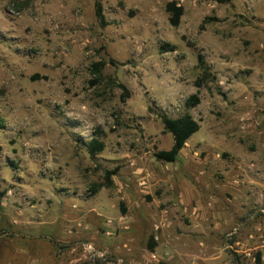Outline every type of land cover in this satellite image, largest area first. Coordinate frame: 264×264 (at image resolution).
I'll list each match as a JSON object with an SVG mask.
<instances>
[{"label":"rangeland","instance_id":"374dc122","mask_svg":"<svg viewBox=\"0 0 264 264\" xmlns=\"http://www.w3.org/2000/svg\"><path fill=\"white\" fill-rule=\"evenodd\" d=\"M169 1L0 0V264H264V0Z\"/></svg>","mask_w":264,"mask_h":264},{"label":"trees","instance_id":"16d2710c","mask_svg":"<svg viewBox=\"0 0 264 264\" xmlns=\"http://www.w3.org/2000/svg\"><path fill=\"white\" fill-rule=\"evenodd\" d=\"M219 3L228 2L230 0H216ZM165 9L169 14V21L170 24L173 26H176L179 24L180 17L183 13V7L181 5H178L176 1L172 0L166 3ZM104 8L102 5L101 0H94V13L95 16L101 26H105L108 22L104 15ZM205 21V19H204ZM172 48H168V46H161V51L171 50ZM198 66L201 68L203 75L202 77L208 76V65L203 59L201 54H198ZM97 65H101V63H98ZM201 78H198L196 81V86H200ZM119 88L122 89L121 98L124 100L126 96L129 95V91L127 87L119 82L116 84ZM200 101L198 92L192 93L189 95L185 100V105L187 107L194 106L198 104ZM149 111L152 110L151 107L148 108ZM156 114L159 116V118L162 121L163 128L166 132H169L173 138V143L170 148L168 149H161L157 150L153 153L156 159L163 160L166 162H174L177 159V156L180 152V150L185 146L187 140L189 137L196 132L200 124L199 122L189 113V112H183L178 116L171 117L167 114H165L163 111H157ZM3 126V123L0 122V127ZM87 148L90 156L94 157L99 151H102L104 148V143L99 139V136H92L89 141L87 142ZM116 172V169L113 170H107L106 171V178L109 180L110 176ZM111 183V181L109 180ZM104 186V184H95L93 187V192L97 191L100 187ZM2 192H0V206H1V197ZM123 211L124 208L122 209ZM155 241L153 239V236L150 237V242L147 244V247L150 251L153 250L155 246ZM257 259L259 260V253L256 254Z\"/></svg>","mask_w":264,"mask_h":264},{"label":"built area","instance_id":"2783aa9c","mask_svg":"<svg viewBox=\"0 0 264 264\" xmlns=\"http://www.w3.org/2000/svg\"><path fill=\"white\" fill-rule=\"evenodd\" d=\"M188 264H194V263H188Z\"/></svg>","mask_w":264,"mask_h":264}]
</instances>
